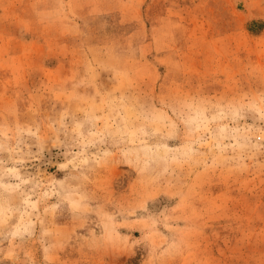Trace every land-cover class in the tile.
I'll return each mask as SVG.
<instances>
[{
    "label": "rangeland",
    "instance_id": "1",
    "mask_svg": "<svg viewBox=\"0 0 264 264\" xmlns=\"http://www.w3.org/2000/svg\"><path fill=\"white\" fill-rule=\"evenodd\" d=\"M0 264H264V0H0Z\"/></svg>",
    "mask_w": 264,
    "mask_h": 264
}]
</instances>
